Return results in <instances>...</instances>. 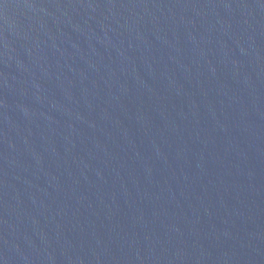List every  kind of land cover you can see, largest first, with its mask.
Instances as JSON below:
<instances>
[{"label": "water", "instance_id": "1", "mask_svg": "<svg viewBox=\"0 0 264 264\" xmlns=\"http://www.w3.org/2000/svg\"><path fill=\"white\" fill-rule=\"evenodd\" d=\"M0 264H264V0H0Z\"/></svg>", "mask_w": 264, "mask_h": 264}]
</instances>
